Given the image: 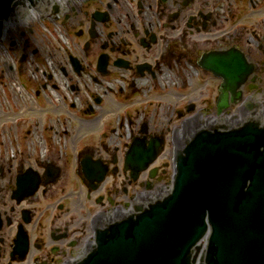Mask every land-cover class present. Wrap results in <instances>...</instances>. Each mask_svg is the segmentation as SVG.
<instances>
[{
    "label": "flooded vegetation",
    "instance_id": "flooded-vegetation-1",
    "mask_svg": "<svg viewBox=\"0 0 264 264\" xmlns=\"http://www.w3.org/2000/svg\"><path fill=\"white\" fill-rule=\"evenodd\" d=\"M72 1L47 0L43 13L77 40L56 73L67 80L70 96L53 121L54 139L69 143L70 151H65L67 161L58 164L47 153L10 158L5 145V157L0 154V264H75L95 243L93 227L99 219L129 214L134 203L155 197L167 185L174 138L182 136L187 121L205 127L219 117L223 78L201 65L208 53L244 52L253 70L236 92L252 103L249 114L264 121L258 92L264 79V34L241 47L228 45L229 37L242 41L237 31L211 37L218 19L207 0ZM91 59L86 69L85 60ZM191 85L193 96L186 103L183 93L169 92ZM169 94L181 97L171 108ZM230 98L222 116L240 118L243 104ZM25 131L27 139L32 130ZM156 140L161 141L160 164L134 177L137 165L126 161L132 144ZM168 143L172 151L165 162L161 156ZM102 169L106 174L97 181Z\"/></svg>",
    "mask_w": 264,
    "mask_h": 264
},
{
    "label": "water",
    "instance_id": "water-1",
    "mask_svg": "<svg viewBox=\"0 0 264 264\" xmlns=\"http://www.w3.org/2000/svg\"><path fill=\"white\" fill-rule=\"evenodd\" d=\"M45 3L0 0V35L30 9L45 12ZM201 65L223 78L218 119L205 127L187 121L174 138L172 187L129 214L99 219L95 243L75 264H264V121L245 100L240 118L221 116L229 95L242 101L236 91L253 66L236 48L208 53ZM146 144L133 143L126 156L134 177L162 150L159 140ZM97 173V181L106 174Z\"/></svg>",
    "mask_w": 264,
    "mask_h": 264
},
{
    "label": "rangeland",
    "instance_id": "rangeland-1",
    "mask_svg": "<svg viewBox=\"0 0 264 264\" xmlns=\"http://www.w3.org/2000/svg\"><path fill=\"white\" fill-rule=\"evenodd\" d=\"M66 1L74 5L72 0ZM207 1L209 10L218 19L217 25L210 30L211 37L218 38L222 32L232 34L237 31L242 41L233 37L227 41L228 45L233 43L241 47L259 38L257 33L259 36L264 34V0ZM219 6L222 11L216 10ZM75 42L77 40L67 36L62 27L54 23V18L47 14H39L37 18L27 21L10 22L0 37V154L3 157L6 145L8 149L5 151H8L10 158H28L47 153L57 157L58 164L67 161L65 151L69 153L70 144L58 143L54 139L53 121L58 120L57 114L65 110L62 104L64 100H69L70 94L66 89L67 80L56 76V73H59L60 63L66 61V52L74 47ZM91 61L85 60L86 69H89ZM53 73L55 76L50 79ZM56 84L60 86L55 87ZM217 86L218 82H215L216 95ZM259 88L264 101V79ZM170 89L173 96L183 93L184 103L187 102L186 98L193 96L194 91L193 85ZM180 98L179 95L171 98L169 94V108ZM107 99L112 101V94ZM35 128L37 130H33ZM26 129L32 131L24 139ZM170 151L172 147L168 143L161 156L165 162H170ZM168 181L169 178L166 179Z\"/></svg>",
    "mask_w": 264,
    "mask_h": 264
},
{
    "label": "bare ground",
    "instance_id": "bare-ground-1",
    "mask_svg": "<svg viewBox=\"0 0 264 264\" xmlns=\"http://www.w3.org/2000/svg\"><path fill=\"white\" fill-rule=\"evenodd\" d=\"M30 15H25V17H21L18 22H22V21H27L29 19H33V18H37L39 16V14H43V13H39L38 11L33 10H29ZM45 13V12H44ZM9 26V24L5 25V29H7V27Z\"/></svg>",
    "mask_w": 264,
    "mask_h": 264
}]
</instances>
